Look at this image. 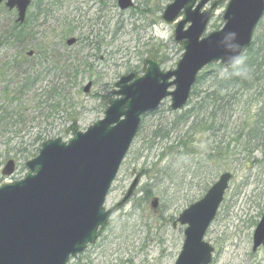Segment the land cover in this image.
<instances>
[{"label": "rangeland", "instance_id": "374dc122", "mask_svg": "<svg viewBox=\"0 0 264 264\" xmlns=\"http://www.w3.org/2000/svg\"><path fill=\"white\" fill-rule=\"evenodd\" d=\"M117 1L33 0L20 40L10 37L17 12L9 11L4 4L0 6V66L22 51L24 55L30 51L34 53L27 56L34 60L28 65L37 64L39 49L46 48L68 67L66 77L61 81L66 97L57 112L51 109L41 111L37 102L32 103L34 98L44 100L43 95L49 89L41 87L54 84L52 79L55 78L50 77L17 100L21 101V109L25 108L21 125L0 124V179L3 182L11 183L26 174L25 164L30 160L26 151L38 146L34 147V132L47 129L50 139L61 138L63 142L71 139L68 129L73 123L77 124L78 130L85 132L103 118L105 106L113 100L110 95L113 85L130 72L142 75L146 68L145 59L153 57L160 61L164 72L175 70L183 49L174 42V24L168 25L161 19L166 5L172 0H132L134 7L126 11L119 9ZM226 2L224 0L218 6L208 33L223 27ZM211 25L215 27L211 28ZM8 36L11 39L5 42L4 38ZM259 37L264 40V16L255 30L254 40ZM70 38L77 39L71 47L66 43ZM205 71L207 68L201 74ZM212 71L218 72L219 76L223 72L216 67ZM12 76L0 80V91L5 87L14 89L25 75L16 70ZM88 84H91V89L86 94L84 88ZM199 87L202 92L210 91L212 81L208 79ZM244 97L251 106L247 108L241 103L227 111V117L231 118L230 134L224 138L232 146L235 144L232 139L236 138L230 135L245 124L246 117L250 120L255 115L258 102H264V90H253ZM196 100L199 98H194L193 103H188L175 114L185 113ZM169 106L170 98L163 102L155 115L142 119L140 131L106 198L105 208L109 209L121 201L134 177L140 175V183L130 202L110 217L108 227L96 244L68 264H174L177 260L185 241V227L177 225L174 228L173 222L191 202L206 194L202 184L192 178L200 175L194 166L204 158L198 148L209 142L204 135L190 136L187 143L191 144L187 149L166 158L169 150L163 151V141L152 136L155 131L161 135L164 128L174 121L175 115L168 112ZM180 130L170 133L169 144L176 143L175 140L185 134L186 129ZM152 139L153 143L150 142ZM17 141H21L22 146ZM9 149L13 150V153L10 151V159L14 161V172L4 176L2 172L7 161L3 153ZM238 155H229L221 166L201 167L208 182L211 178L207 174L214 178L218 173L217 179L224 171L233 174L224 201L205 235V241L214 248L211 264H264V247L252 252L253 233L264 214V158L256 153L255 159L245 162L244 155ZM240 158L242 161L238 160ZM160 169H166L165 178ZM167 173H176L180 177L172 184L166 177ZM153 198L159 199L156 209L151 207Z\"/></svg>", "mask_w": 264, "mask_h": 264}, {"label": "water", "instance_id": "95a60500", "mask_svg": "<svg viewBox=\"0 0 264 264\" xmlns=\"http://www.w3.org/2000/svg\"><path fill=\"white\" fill-rule=\"evenodd\" d=\"M222 1L172 0L161 19L174 24V42L184 51L175 70L164 72L160 61L147 59L142 76L130 73L114 84L113 100L102 120L84 133L73 123L68 129L72 133L69 142L60 138L45 142L37 157L26 163L28 172L22 180H0V264H67L94 244L110 217L129 203L140 175L121 201L107 211L104 208L142 117L157 111L168 98L171 111L182 110L204 68L218 63L232 68L252 45L264 16V0H228L222 15L224 26L206 34ZM4 2L8 10L17 11L15 22L23 24L31 0H0V5ZM118 6L125 11L134 4L132 0H118ZM75 42L69 39L67 44ZM90 89L88 84L84 93ZM13 172L14 161L10 160L2 174L10 176ZM231 179V173L222 174L204 198L184 210L173 224L187 226L174 264L212 262L214 248L204 237ZM158 204L154 199L152 209ZM262 247L264 214L253 234L252 252Z\"/></svg>", "mask_w": 264, "mask_h": 264}, {"label": "trees", "instance_id": "16d2710c", "mask_svg": "<svg viewBox=\"0 0 264 264\" xmlns=\"http://www.w3.org/2000/svg\"><path fill=\"white\" fill-rule=\"evenodd\" d=\"M25 27L26 22L23 26L14 24L10 37L12 38L13 36V40H20ZM214 27L215 25H211V28ZM10 37L4 38V41L8 42L11 39ZM39 56V63L28 65L27 63L29 61L34 62V60L27 58V55H24V51H22L19 56L10 57L9 61L4 62L0 66V80H4L7 76L11 77L16 70L22 71L25 75L21 83L16 84L14 89L5 87L0 91L1 125L2 123L16 127L21 125L20 120L25 108L21 109L22 106L21 103H19L21 101L18 102L17 100L23 95L30 94L50 77L55 78L52 79V83L54 84L41 87L43 89H49L48 91L45 90L46 93L43 95L44 100L41 98H34L32 103L37 102L39 104L38 109L41 111L44 109H51V111L57 112L61 108V104L66 97L65 86L62 85L61 81L66 77L65 73L68 67L64 66V62L61 61L60 58H56L50 53V50L46 48L39 49ZM215 67L220 71L224 70V67L221 65H211L207 68V71L199 75L188 103H193L194 98H199V100H196V103L185 113H174L175 119L172 124L166 126L161 135H157L158 131H155L152 136V138L155 139L159 137L160 140L163 141L162 146H165L162 148L163 151L169 150L167 151L166 158L172 154L178 155L182 149H187L188 145L191 144V142L187 143V139L190 136L192 137L197 134L207 136V142L209 143L202 147H197L204 157L203 160H198L197 164L194 166L196 171L199 170L200 175L192 178V180L197 179L198 183L202 184V188L206 192L217 179L218 173L215 174L214 178L211 177V174H207L206 176L211 178L208 182L204 177L205 174L202 172L201 167L207 166V168H209V166L213 164L221 166L222 162L227 161L229 155L234 154L235 156L243 154L245 162L246 160L251 162V158H254L255 152L260 153L264 158V102H258L259 108L250 120L246 117V125L243 123V125L237 128L238 130L232 132L230 136L236 138L232 139V142L235 143L233 146L231 145L232 143L227 142V139L224 138L225 135L230 134L228 129L230 124L229 120L231 118L227 117V111L232 106L240 105L241 103L248 108L251 105L248 101H244V96H248L253 90H258L260 92L261 89L262 91L264 90V40H261L260 37L253 40L252 46L246 51L239 64L231 69L224 70L221 76H219L218 72L212 71ZM12 78L15 79L16 77L12 76ZM208 79L212 81V88L210 91L202 92L199 84ZM257 95H259V93ZM259 96H261V94ZM17 104H19V106ZM42 106L45 107L42 108ZM107 106L108 105L105 107ZM168 112L171 111L168 110ZM155 114L156 113L149 115ZM180 129H186L185 134L179 137L178 140H175L177 141L176 143L172 142L169 144L171 142L169 140L170 133L178 130L181 131ZM33 136L35 137L34 147L35 145L38 146L35 147L34 150L26 151L29 155L27 159L36 157L41 145L50 139L47 129L36 131L32 134V137ZM150 142L153 143V139L150 140ZM17 144L22 146L21 141H17ZM26 144L27 143H25V145ZM152 147L153 146L150 148ZM10 151L13 153L12 149L4 151L3 153V157H6V161L11 157ZM238 160L242 161L241 158ZM197 166L200 167L196 168ZM190 168L193 169L192 166H190ZM165 170H159L163 177ZM166 177L173 184L180 176L178 177V174L175 173L168 174ZM183 180L185 179L183 178ZM150 195H148V197ZM192 203L194 202H191V204Z\"/></svg>", "mask_w": 264, "mask_h": 264}, {"label": "bare ground", "instance_id": "6f19581e", "mask_svg": "<svg viewBox=\"0 0 264 264\" xmlns=\"http://www.w3.org/2000/svg\"><path fill=\"white\" fill-rule=\"evenodd\" d=\"M119 9H120V8H119ZM120 10H121V9H120ZM121 11H122V10H121ZM147 59H149V58H147ZM147 59H145V61H146ZM145 61H144V65H145ZM256 153H258V152H255V154H256ZM226 170H227V169H226ZM225 173H227V171L222 172V173L219 175V177H220L222 174H225ZM184 210H185V209H184ZM184 210H183V211H184ZM183 211H182V212H183Z\"/></svg>", "mask_w": 264, "mask_h": 264}, {"label": "flooded vegetation", "instance_id": "af4514ba", "mask_svg": "<svg viewBox=\"0 0 264 264\" xmlns=\"http://www.w3.org/2000/svg\"><path fill=\"white\" fill-rule=\"evenodd\" d=\"M32 1H33V0H32ZM27 11H28V10H27ZM26 17H27V14H26ZM24 24H25V23H24ZM24 24H23V25H24ZM23 25H21V26H23ZM70 39H71V38H70ZM73 39H75L76 42H77V39H76V38H73ZM68 40H69V39H68ZM68 40H67V41H68ZM67 41H66V43H67ZM76 42H75V43H76ZM73 45H74V44H73ZM73 45H72V46H73ZM69 47H71V46H69ZM27 56H28V53H27Z\"/></svg>", "mask_w": 264, "mask_h": 264}]
</instances>
